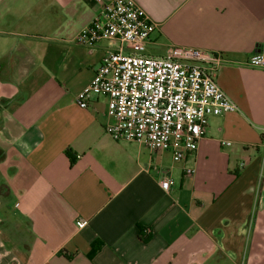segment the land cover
Listing matches in <instances>:
<instances>
[{
    "label": "crops",
    "instance_id": "0c3cea01",
    "mask_svg": "<svg viewBox=\"0 0 264 264\" xmlns=\"http://www.w3.org/2000/svg\"><path fill=\"white\" fill-rule=\"evenodd\" d=\"M109 1L0 0V264H264V68L247 63L264 0H134L151 55L221 54L214 79L238 107L178 162L113 140L104 96L75 102L119 46L72 42Z\"/></svg>",
    "mask_w": 264,
    "mask_h": 264
},
{
    "label": "built area",
    "instance_id": "2783aa9c",
    "mask_svg": "<svg viewBox=\"0 0 264 264\" xmlns=\"http://www.w3.org/2000/svg\"><path fill=\"white\" fill-rule=\"evenodd\" d=\"M155 24L134 0H110L101 14L72 38L89 50L105 40L119 46L103 56L89 85L75 97L86 108L92 96L107 99L106 132L115 141L138 142L150 151H166L173 161L193 155L203 137L207 119L238 111L219 88L215 75L222 55L184 46H169L162 56L145 55ZM264 68V42L248 58ZM261 147L264 150V128ZM221 146L231 143L221 141ZM185 173H193L186 168ZM171 179L160 182L167 190ZM78 228L86 222L78 220Z\"/></svg>",
    "mask_w": 264,
    "mask_h": 264
},
{
    "label": "trees",
    "instance_id": "16d2710c",
    "mask_svg": "<svg viewBox=\"0 0 264 264\" xmlns=\"http://www.w3.org/2000/svg\"><path fill=\"white\" fill-rule=\"evenodd\" d=\"M66 155L68 156L69 160H70V164L74 163V157L72 156V154L69 151H66ZM92 249H95V245H92Z\"/></svg>",
    "mask_w": 264,
    "mask_h": 264
},
{
    "label": "rangeland",
    "instance_id": "374dc122",
    "mask_svg": "<svg viewBox=\"0 0 264 264\" xmlns=\"http://www.w3.org/2000/svg\"><path fill=\"white\" fill-rule=\"evenodd\" d=\"M151 52H152V50H150V49H148V46H146V49H145V52L144 53H150V55H151ZM152 56V55H151Z\"/></svg>",
    "mask_w": 264,
    "mask_h": 264
}]
</instances>
